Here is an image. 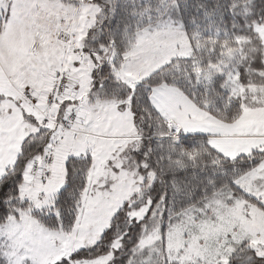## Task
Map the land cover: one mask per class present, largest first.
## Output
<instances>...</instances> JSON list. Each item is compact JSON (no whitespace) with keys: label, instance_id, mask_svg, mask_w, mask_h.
Wrapping results in <instances>:
<instances>
[{"label":"snow or ice","instance_id":"obj_1","mask_svg":"<svg viewBox=\"0 0 264 264\" xmlns=\"http://www.w3.org/2000/svg\"><path fill=\"white\" fill-rule=\"evenodd\" d=\"M0 264H264V0H0Z\"/></svg>","mask_w":264,"mask_h":264}]
</instances>
